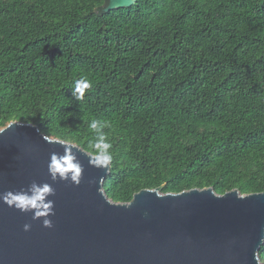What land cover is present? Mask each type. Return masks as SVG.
Listing matches in <instances>:
<instances>
[{"label":"trees","instance_id":"1","mask_svg":"<svg viewBox=\"0 0 264 264\" xmlns=\"http://www.w3.org/2000/svg\"><path fill=\"white\" fill-rule=\"evenodd\" d=\"M108 1L0 0V129L33 123L92 153L88 124L108 121L115 202L263 192L264 0Z\"/></svg>","mask_w":264,"mask_h":264},{"label":"water","instance_id":"2","mask_svg":"<svg viewBox=\"0 0 264 264\" xmlns=\"http://www.w3.org/2000/svg\"><path fill=\"white\" fill-rule=\"evenodd\" d=\"M136 2L109 0L104 10ZM0 132V195L27 190L33 181L55 190L48 197L54 201L50 228L43 217L33 219L32 211L0 199V264H257L254 252L264 243V191L164 194L161 186L137 192L128 203L115 202L103 189L111 165L91 166L82 147L73 148L83 166L80 184L53 181L50 155L63 154L64 146L47 142L33 123L13 121ZM25 224L31 225L28 231Z\"/></svg>","mask_w":264,"mask_h":264},{"label":"clouds","instance_id":"3","mask_svg":"<svg viewBox=\"0 0 264 264\" xmlns=\"http://www.w3.org/2000/svg\"><path fill=\"white\" fill-rule=\"evenodd\" d=\"M91 82L86 78H80L74 81L72 87V96L76 100H82L84 98L86 90L91 88ZM12 126V125H10ZM9 126V127H10ZM108 121L92 119L88 127L95 133V140L90 142V146L93 149L92 153H85L89 157V164L96 168L108 169L113 161L112 148L113 145L108 141L104 128L108 127ZM2 134V132H0ZM47 142H58L64 146L63 154L53 152L50 155L48 162V172L53 181L71 180L76 185L80 184L83 166L73 152V148L78 149L74 142L67 139L53 140L49 139L47 135L43 137ZM79 150V149H78ZM100 179V183L102 182ZM55 192L51 184L37 183L33 181L27 190L12 191L8 190L0 195V199L3 200L9 207H15L22 212H33V219H39L43 217V226L52 227V220L49 218L50 214H53L54 201L48 199L49 196ZM30 224L24 225V230L30 229ZM254 259L257 264H264V256H262L259 250L254 252Z\"/></svg>","mask_w":264,"mask_h":264}]
</instances>
